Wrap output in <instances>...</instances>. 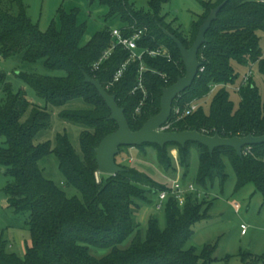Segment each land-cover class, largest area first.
Returning a JSON list of instances; mask_svg holds the SVG:
<instances>
[{
    "label": "trees",
    "instance_id": "obj_1",
    "mask_svg": "<svg viewBox=\"0 0 264 264\" xmlns=\"http://www.w3.org/2000/svg\"><path fill=\"white\" fill-rule=\"evenodd\" d=\"M107 9L105 19H119L123 36L137 31L138 49L166 48L170 59L144 54L140 60H129V52L117 45L97 69L98 62L113 42L111 30L98 31L86 43L80 44L85 24L77 23V12L58 11L59 24L54 22L42 32L27 15L23 0H0V56L20 55L22 61L34 63L43 60L51 70H61L63 76H43L20 72L18 77L47 104L58 107L80 98L88 107L69 109L61 117L82 124L85 129L79 137L80 153L69 144L66 135L56 136L54 152L59 169L67 186L74 187L79 197H68L53 181L44 178L38 160L51 151L49 142L33 144L36 133L47 127L49 113L32 104L24 90L13 92L7 75L0 70V168L10 180L2 189L4 207L14 215H27L25 226L29 233L23 257L0 243V264H211L212 247L201 252L186 247L193 235L192 226L206 218L210 203L189 193L180 204L168 195L165 202V225L156 218L147 222L144 238L140 237L134 218L136 200L148 202L147 194L156 189H167L146 173L123 162L124 168L115 175L97 172L95 148L101 139L117 129L109 119L110 110L96 88L84 81V74L99 80L116 103L123 108L131 130H138L145 121L160 110L162 89L184 76L185 68L175 42L166 32L179 39L186 48L195 40L197 31L211 10L223 4L216 19L205 33V42L198 50V60L203 71L197 73L192 85L180 93L172 107L183 108L189 102L206 99L214 84L235 85L238 74L232 66L256 64L264 76V55L260 32L264 33V0H198L202 13L192 21L187 34L173 23L166 22L161 6L168 0H149L148 12L136 10L131 0H85ZM118 80L114 74L125 62ZM142 88L138 86L140 65ZM228 88L222 86L212 95L208 109L202 105L182 117L172 126L173 131L196 130L207 135L218 133L221 137L261 136L264 134V96L252 78L237 91V107L229 97ZM139 108L138 111L136 109ZM28 112L25 120L21 121ZM194 144L198 156L196 183L209 184L216 179H226V159L235 174L237 189L253 184L264 203V143L251 145L249 151L238 156L232 148L219 147L211 153L198 143L185 146L167 143L156 149L159 165L166 171L173 169L168 149L176 148L178 161L185 179L190 165V147ZM132 146H121L118 155ZM117 155V156H118ZM116 160V159H115ZM161 207V205H160ZM134 235L126 248L118 245ZM91 249H109L97 256ZM251 256V254H247ZM264 256H256V261ZM255 261V262H256Z\"/></svg>",
    "mask_w": 264,
    "mask_h": 264
},
{
    "label": "rangeland",
    "instance_id": "obj_2",
    "mask_svg": "<svg viewBox=\"0 0 264 264\" xmlns=\"http://www.w3.org/2000/svg\"><path fill=\"white\" fill-rule=\"evenodd\" d=\"M148 1L131 0V3L136 10L148 12ZM23 3L28 17L42 32L47 31L52 22L58 26L59 10L67 13L75 10L77 23L85 24V33L81 45L91 39L98 31L105 28L112 30L122 26V22L117 18L105 19L107 13L105 7L97 4L89 5L85 0H23ZM201 13L202 6L198 0H168L161 6V14L165 16L166 22L173 23V26L179 27L184 34L190 31L192 21ZM259 36L264 55V33L260 32ZM232 66L238 74V79L233 86L239 85L244 74L251 71L252 80L258 87L261 96H264V76L258 71L256 64L237 65L232 62ZM0 70L6 73L13 92L20 89L24 90L27 99L32 104L45 108L49 113L47 127L39 130L33 139L34 145L49 142L51 146L50 153L38 160V166L44 178L53 181L68 197H79V193L74 187L65 184L59 169L58 158L53 150L56 146V136L66 135L69 144L77 153H80L79 137L85 127L80 123L61 117L60 114L63 110L87 108V103L83 99L76 98L62 106H51L38 97L34 90L18 77L20 72L51 77L64 75L61 70L46 68L43 60L29 63L22 61L20 55L8 58L0 56ZM228 89L229 97L234 106L237 107L240 101L239 93L233 89ZM212 95L209 93L206 99L198 101V104L202 105L205 111L208 109ZM1 97L2 93H0ZM27 116L28 112L24 114L21 121L25 120ZM3 145L4 140L0 138V146ZM168 151L172 158L173 167L168 171L159 165L156 149L149 145H146L142 151L135 147L123 150L116 156V161L146 173L155 182L167 186V189H170L175 181L184 187L192 184L194 191L185 192L184 197L186 194L194 193L197 194L199 200L204 199L206 201L204 207L207 206V203L211 204L206 218L192 226L193 235L186 247H194L197 252H201L205 246H211L213 248L212 256L215 258L211 264H264L263 259L256 261V256H264V203L261 194L256 191L253 184H247L242 189H237L235 174L226 159L224 160L227 176L223 182L216 179L211 184L209 182L206 185L196 183L198 156L194 144L190 147V165L184 179L182 177L184 170L179 165L177 149L172 147ZM124 158H127L126 161ZM9 180L10 177L6 176L3 169L0 168V243L4 242L8 251L23 257L26 245L29 244L30 240L25 226L27 215H14L10 209L4 207L5 198L2 189ZM159 190L165 189L158 188L155 193L151 191L147 194L148 202L135 201L137 208L133 215L139 224L138 231L141 238L145 236L149 218H156L161 227L165 225V202L159 201ZM235 204L239 206L238 212L234 209ZM158 205L161 207L157 208ZM241 224L246 226L245 234H241ZM133 236L128 237L118 247L126 248ZM91 252L97 256H103L109 252V249H91ZM249 253L251 254L250 257L247 256Z\"/></svg>",
    "mask_w": 264,
    "mask_h": 264
},
{
    "label": "water",
    "instance_id": "obj_3",
    "mask_svg": "<svg viewBox=\"0 0 264 264\" xmlns=\"http://www.w3.org/2000/svg\"><path fill=\"white\" fill-rule=\"evenodd\" d=\"M223 4L210 11L198 28L195 40L189 48L175 36L166 32L177 45L181 60L184 64L185 74L176 82L162 89L160 99V110L157 114L150 116L138 130H131L125 117L123 108L116 103L115 96L110 95L101 85L99 80L84 74V81L93 85L99 96L104 100L110 110L109 119L117 124V129L104 136L95 148L97 172L101 175H115L122 172L124 168L116 162V156L121 146H141L142 144H154L163 148L167 143H176L185 146L188 142L198 143L205 146L211 153L219 147L232 148L238 156H242V149L246 146L264 143V134L261 136L221 137L218 133L207 135L196 130L184 131H159L158 129L169 119L171 115L173 100L187 88H189L197 76L201 62L198 60V50L205 42V33L211 23L216 19L217 13Z\"/></svg>",
    "mask_w": 264,
    "mask_h": 264
},
{
    "label": "built area",
    "instance_id": "obj_4",
    "mask_svg": "<svg viewBox=\"0 0 264 264\" xmlns=\"http://www.w3.org/2000/svg\"><path fill=\"white\" fill-rule=\"evenodd\" d=\"M142 32L141 31H137L135 32L133 35L131 36H123L121 34L120 29L118 28H114L111 30V37H112V43L110 48L104 52V54L102 55V57L99 59L98 62L93 64V68L97 69L99 64L106 59L109 54L111 53V51L114 49V47H116L117 45L122 46L124 49L128 50L129 52V60H135L138 59L140 60L142 58V56L144 54L149 55L150 57H163L166 59H170V53L166 48H157V49H138L137 46V40H139L141 38ZM129 60L127 62H125L124 64L121 65V67L116 71V73L114 74L113 77V81L118 80V78L121 76L122 72L125 69L126 64L129 62ZM144 66L141 64L140 68H139V75H138V87L142 88V76L141 73L144 70ZM199 71H203V67L200 66L198 69ZM252 77L251 71H248L247 73L244 74V76L241 79V82L239 85L237 86H233V85H222V84H214L209 93H213L215 92L218 88L225 86L227 88L233 89L235 91H238L241 87V85H245L247 84V82L249 81V79ZM143 89V88H142ZM199 104L196 100H193L191 102H189L188 104H186L183 108L179 107V106H175L172 107L171 109V115L169 117V119L158 129L159 131H173L172 130V126L175 122H177L179 119H181L184 116H187L189 114H191L192 112H194L197 108H198ZM139 108L136 109V111H138ZM250 149V146H246L242 149V154H246ZM125 161L127 158H124ZM123 159V161H124ZM194 191V187L192 186V184H188L187 186H182L180 183H178V181H175L172 185V187L170 189H165V190H159L158 191V199L159 201H163L165 200L168 195L174 196L175 199L182 204L184 201V193L185 192H191ZM157 208H160V205L157 206ZM234 209L236 212H238L239 210V206L237 204H235ZM240 229H241V234H245L246 233V226L244 224L240 225Z\"/></svg>",
    "mask_w": 264,
    "mask_h": 264
}]
</instances>
